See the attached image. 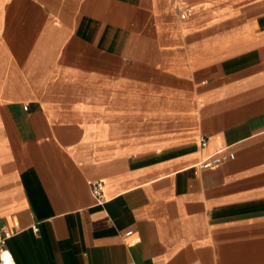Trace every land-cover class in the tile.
<instances>
[{
    "label": "crops",
    "instance_id": "obj_1",
    "mask_svg": "<svg viewBox=\"0 0 264 264\" xmlns=\"http://www.w3.org/2000/svg\"><path fill=\"white\" fill-rule=\"evenodd\" d=\"M0 223L17 264H264V0H0Z\"/></svg>",
    "mask_w": 264,
    "mask_h": 264
},
{
    "label": "built area",
    "instance_id": "obj_2",
    "mask_svg": "<svg viewBox=\"0 0 264 264\" xmlns=\"http://www.w3.org/2000/svg\"><path fill=\"white\" fill-rule=\"evenodd\" d=\"M182 18L186 17L185 13H182ZM202 146L206 145V140L202 139ZM236 158L235 153L228 151H219L215 155L205 159L201 163L203 169H212L223 165L224 163L234 160ZM91 192L93 196L98 200L100 204L105 203L103 193H104V183L101 180L90 181L89 182ZM35 232H38V228H34ZM129 232L128 234H131ZM14 233L4 225L0 223V264H17L15 258L8 248V241L13 237ZM134 264V263H129Z\"/></svg>",
    "mask_w": 264,
    "mask_h": 264
}]
</instances>
